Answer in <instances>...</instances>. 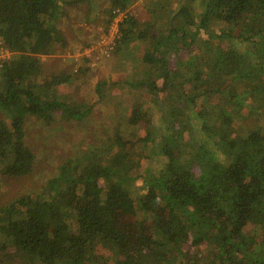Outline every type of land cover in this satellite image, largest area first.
Wrapping results in <instances>:
<instances>
[{
	"label": "trees",
	"instance_id": "1",
	"mask_svg": "<svg viewBox=\"0 0 264 264\" xmlns=\"http://www.w3.org/2000/svg\"><path fill=\"white\" fill-rule=\"evenodd\" d=\"M132 1L107 0L105 14L111 19ZM199 6L184 0L176 14L163 16L152 8L145 23L127 11L118 22L115 51L139 41L143 74L153 77L129 84L156 97L164 92L166 130L175 128L160 141V172L143 176L135 192L136 174L125 176L110 157L119 153L138 166L132 147L146 145L152 132L130 140L115 128L105 151L85 156L88 169L80 178L68 175L64 164L51 180L49 198L0 206V264H189V252L198 262L204 243L211 250L204 264H264V125L243 123L242 113L247 107L264 114V0H201ZM61 10L57 0H0L1 45L11 52L0 62L2 177L34 168L35 155L24 142L27 115L48 124L56 111L75 119L88 112L57 97L68 75L36 80L39 56L67 45L57 25ZM232 37L243 50L216 43ZM192 45L193 56L168 67L172 53ZM106 85L115 83L98 82V94ZM210 96L220 104H205ZM140 116L135 109L128 122L136 125ZM133 221L135 236L128 229ZM188 233L183 252L178 240Z\"/></svg>",
	"mask_w": 264,
	"mask_h": 264
},
{
	"label": "rangeland",
	"instance_id": "2",
	"mask_svg": "<svg viewBox=\"0 0 264 264\" xmlns=\"http://www.w3.org/2000/svg\"><path fill=\"white\" fill-rule=\"evenodd\" d=\"M190 1L198 6V10L202 9V6H199L201 0ZM183 2L184 0H133L126 10L113 11L114 15L109 19L105 14L108 12L107 0H57L62 9L57 25L68 42L64 47H57L49 54L39 56L36 80L47 83L48 77L54 74L68 75L70 81L57 86V97L61 96L66 102H70V105L80 106L81 111L88 112L85 116L75 119L56 111L52 122L48 124L41 122L35 116H26L24 142L35 155L34 168L30 173L10 179L0 176V206H6L26 197L49 198L52 193L51 180L57 176L60 167L64 164L68 167V175L80 178L88 169L85 156H90L94 151H105V145L109 143L108 136L115 128L123 137L130 140H134L137 136H145L147 130L152 132L151 140L146 145L140 146L135 142L132 147L134 155H140L138 166L130 164L119 153L110 157V161L122 167L125 176L136 174V181L132 185L135 192L139 189L143 176L160 172L165 161L159 149L160 141L164 134L175 129L171 127L166 130L168 123L163 119L166 106L164 104V107H161L164 92L156 97L145 89H138L129 84L141 78L153 79L152 76H144L139 61L144 51L143 45L139 41H132L128 48L117 52L114 49V42L119 33L118 22L127 11L145 23L150 19L152 8L160 11L159 16L174 15ZM214 25L216 28L223 26L220 22H214ZM187 29L191 30V28ZM233 33L235 36L237 30ZM234 40L233 37L227 42L217 39L216 43L225 49L243 50L244 45L241 43L240 46L234 47ZM195 48V45L182 46L177 54L172 53V57L168 59V67H174L179 62L181 64L186 58L193 56L196 52ZM165 59L167 60V57ZM31 79L32 77L26 78L27 81ZM102 80L114 82L115 85H106L98 94L95 86ZM261 80L264 84V76ZM160 82L158 80V83ZM195 86L201 89L200 84ZM210 97L205 104H220L214 97ZM203 99L202 97L196 99L200 108L202 105L199 102ZM248 101L252 106H258L256 102ZM135 109H140L141 116L136 125H131L128 118ZM242 113L243 123L264 125V114L255 115L247 107ZM2 117L4 116L0 112V118ZM191 121L193 124L198 122L194 116ZM237 124L235 120V128L239 126ZM200 137L204 138L203 133H200ZM179 156L180 159L185 157L184 154ZM198 171V167L194 166L192 172L197 174ZM101 185L105 188L109 187L107 177L101 180ZM64 186V183H59L60 188ZM134 222L128 229L135 236ZM145 231L149 232L148 227ZM191 234L188 233L178 240L183 252L186 251V246L191 240ZM210 252V248L204 243L198 251V262L195 260L197 253L189 252L190 257L186 258L190 259L189 264H204L203 260ZM172 259L176 261L178 255L173 253Z\"/></svg>",
	"mask_w": 264,
	"mask_h": 264
},
{
	"label": "built area",
	"instance_id": "3",
	"mask_svg": "<svg viewBox=\"0 0 264 264\" xmlns=\"http://www.w3.org/2000/svg\"><path fill=\"white\" fill-rule=\"evenodd\" d=\"M117 36H118V34H117ZM10 55H11V52L1 45V39H0V62L3 59L8 58Z\"/></svg>",
	"mask_w": 264,
	"mask_h": 264
}]
</instances>
